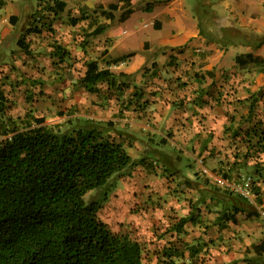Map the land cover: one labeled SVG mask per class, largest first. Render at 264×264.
Segmentation results:
<instances>
[{
	"label": "rangeland",
	"instance_id": "obj_1",
	"mask_svg": "<svg viewBox=\"0 0 264 264\" xmlns=\"http://www.w3.org/2000/svg\"><path fill=\"white\" fill-rule=\"evenodd\" d=\"M4 1L0 3V26L6 25L0 40V120L44 117V124L54 130L94 126L120 141L134 161H144L109 180L99 217L113 231L140 241L146 264H209V260L217 264L237 231L229 238H212L216 244L211 245L207 230L188 223L187 233L180 234L173 224L191 210L196 216L202 212L214 218L219 211L217 197L240 198L245 208L264 211V175L257 178L234 167L229 178L222 177L246 149V128L257 123L264 129V95L251 107L253 95L264 92V66L242 67L230 57V47L244 51L252 46H245L246 42L258 37L249 16L243 15L238 24L232 21L236 14L229 7L243 1L133 0L136 10L127 23L116 19L95 36L105 39L115 30L117 47L111 48V56L134 53L126 59V70L111 65L116 83L126 81L128 86L121 89L100 82V93L80 84L88 60L102 58L98 56L101 42L93 44L85 33L105 21L94 10L96 5L118 0H64L67 6L58 13L48 8L53 6L51 0ZM246 1L249 11L260 9L264 14L258 0ZM183 8L198 25L185 18L183 32L169 37L170 15L183 14ZM14 12L18 18L7 21L5 15ZM70 16L85 18L72 26ZM205 34L206 40L201 37ZM222 38L219 44L215 41ZM169 39L177 46L164 43ZM57 46L65 50L63 58L54 54ZM173 50L185 56L164 62L163 52ZM152 58L159 65L150 63ZM121 70L127 75H120ZM158 130L166 135L168 148L157 140L162 136ZM158 146L165 151H158ZM253 185L260 188L263 206L256 201ZM102 191H89L85 199ZM245 243L236 250L241 252ZM249 257L264 260L254 254Z\"/></svg>",
	"mask_w": 264,
	"mask_h": 264
},
{
	"label": "trees",
	"instance_id": "obj_2",
	"mask_svg": "<svg viewBox=\"0 0 264 264\" xmlns=\"http://www.w3.org/2000/svg\"><path fill=\"white\" fill-rule=\"evenodd\" d=\"M51 1L53 6L48 8H54L55 13L67 6L64 0ZM133 2L111 1L107 6L99 2L94 10L105 21L96 22L85 39L104 32L116 19L127 20L136 10ZM84 18L70 16L69 22L75 26ZM54 54L63 58L65 50L57 46ZM107 54L108 49H104L101 56ZM133 54L113 57L108 64L125 61ZM235 61L242 67L264 66V57L252 52L238 54ZM119 74L127 75L122 71ZM100 82L121 89L128 86L126 81L116 83L109 66L101 68L97 59H90L80 84L92 93H100ZM263 95L262 91L253 95L251 107ZM44 121V117L35 116L0 120V264H146L140 241L126 232L113 231L98 215L108 198L109 180L144 159L134 161L120 141L104 136L94 126L62 131L52 129ZM244 135L246 149L240 160L249 174L262 177L264 129L255 123L246 128ZM238 156L235 166L223 177H230ZM249 162L252 165L248 166ZM252 188L261 204L260 188ZM94 189L103 191L87 201L85 195ZM257 212L232 205L224 210L223 217L235 223L238 213L248 219L257 216ZM195 216L192 210L173 224V230L182 232L187 222H195ZM257 246L264 247V241Z\"/></svg>",
	"mask_w": 264,
	"mask_h": 264
},
{
	"label": "crops",
	"instance_id": "obj_3",
	"mask_svg": "<svg viewBox=\"0 0 264 264\" xmlns=\"http://www.w3.org/2000/svg\"><path fill=\"white\" fill-rule=\"evenodd\" d=\"M241 1H243V3H241V4L237 3V5H232L231 7H229L231 9L230 12L236 14L235 16L232 17V21H234L235 23L238 24L240 21L243 20L242 19L243 15L249 16L250 19H252V21L255 24L254 28H255V31L257 32L256 35L258 37L254 38V40H252L250 38V40L248 42H246L245 46H247V47H250L251 45L252 46L250 48L245 49L244 51L238 52L235 47H233V46L230 47V51L233 52V53H231L230 57H233L235 60V57L238 54L246 53V52H252L254 55L264 57V14H263V12L262 13L260 12V9L249 11L248 10L249 5H248L247 1L246 0H241ZM257 6L259 8L264 9V0H258ZM182 10H183V14H177L176 15L175 11H173V13H171V15H170L171 18H169V22H172V23H170V24H172V28H171L169 37L170 36L172 37L175 34H178L180 32H183L181 29V26L183 25V21L185 20V18L189 19L192 23H195L193 21L192 17L190 15L189 16L187 15V13L185 12V9L183 8ZM243 12H245V13H243ZM8 13H6V14H8ZM17 14L18 13H15V12L10 13L8 15H5V18H7L6 19L7 21H10V20L14 21V20H16V17L18 18ZM184 15H185V17H184ZM128 19L125 20L124 22H120V23H122V24L127 23ZM114 21L111 22V24L108 28H110L111 25L114 24ZM232 21H230V23ZM195 24L198 25V23H195ZM220 26H225V24L220 25ZM5 27H6V25L3 27L0 26V40L4 38V37L1 38V35L3 34V36H4ZM157 27H158L157 29L160 28V30L163 28V26L159 27L158 25H157ZM108 28L106 30H108ZM235 28H237V27H235ZM123 32L126 33V30H123ZM116 36H117V34H116L115 30H114V32L111 31L110 33H108L105 39L104 38L98 39V38H95V36H91V40H92L93 44L96 45V43H99V42H101V44H102V49L98 52V56L101 55V53L104 49H108V54L106 56H102V58L100 60L98 58H96V59L98 60L99 66L101 68L109 66V68L111 69L112 68L111 65H113V66H116L122 70H126V69H123V67L126 65L127 60L118 62L117 64H115V63H113L111 65L108 64V61H110L113 58L110 54L111 48L117 47V40H116L117 37ZM5 37H7V36H5ZM201 37L204 40H206L208 36H207V34H205V36L202 35ZM20 38L18 40H20ZM223 40H224V38H222L221 40H215V41L218 43V42H221ZM170 41H172V42H170ZM92 42H90V43H92ZM234 42H236V40ZM164 43H166V44L167 43H173L171 45V48H174L177 46L176 42H174L171 39L165 40ZM243 45H244V43H243ZM139 46H142V43L140 41H139ZM171 53H174V54H171ZM163 54L165 55V57L163 59V60H165L164 62H167V59H168V62H171L172 60H174V57L176 55L179 56L180 58H182L181 56H185L184 53L177 54V52L174 50L171 51L169 54H166L164 52H163ZM118 56H120V55H118ZM114 57H117V56H114ZM150 63L158 64V60L155 58H152ZM122 72H124V71H122ZM98 86H99V84H98ZM157 132H159V134L162 135L157 140L164 142L163 144L166 145V147L168 148L169 142L167 140H165L163 137L166 135H163V133L159 130ZM189 140H190V138H189ZM170 144H172V143H170ZM157 150L158 151H162V150L165 151L160 146H158ZM240 156L241 155H239L236 158V161H237L236 169L237 170H241V169L245 170V168H244L245 164L242 163V161L240 160ZM233 165H234V160L232 161V163H230L229 168L233 167ZM250 165H252V162H249L248 166H250ZM232 170H234V169L232 168ZM228 171H229V169H228ZM233 194H235V193H233ZM216 201H218L219 204H217V206H215V207L219 211H216L217 214L215 215V217L213 216L214 218H212V217L209 218L208 215L206 216L202 212L197 213V216H195V218H196L195 222H187L185 224L182 232H179V233L180 234L187 233L186 229H188V228L186 227V225L188 223H191L192 226L197 225L199 228H203V229L207 230L208 233L206 235H208V237H207V238H209L208 241L212 240V238H216V241L220 240V236H225V237L229 238L232 235V232L236 233V231H237L238 233L236 235L235 234L233 235V236H236V238L232 237L230 239V243L227 246L228 251H225L218 256L217 264H264V260L259 261L255 258L249 257L250 255H253V254L257 255L258 257H264V250H263L264 247L263 246H257V244H259L261 241H264V230H262L263 228L260 229L261 226L262 227L264 226V215L262 214V213H264V211L261 212V211L257 210L258 215L254 216L252 218H248V219L245 218L244 216L241 219H239L240 218L239 216L241 213H238L236 215L237 221L234 223L233 221L224 220L223 212L226 208L227 209L231 208L232 205L243 206L241 204L242 200L239 198V200L237 201V199L235 197L234 198L226 197L225 199L217 197ZM227 205H229V207ZM261 206H263L262 202H261ZM187 215H184V216H187ZM210 219H215V220H213V223H210V222H208ZM242 222H244V224ZM232 225H235V226L233 228H230V226H232ZM218 231H220L221 233H219ZM216 232H218V234H215ZM194 235L192 234L193 237H194ZM248 239H252L250 241V243H248ZM212 241L213 242H211V245L216 244V241H214V239ZM245 241H246V243H245ZM241 242L245 243V245L242 248V251L238 252L236 250V247L240 246ZM248 244H250V245H248ZM212 261L209 260V264L212 263Z\"/></svg>",
	"mask_w": 264,
	"mask_h": 264
},
{
	"label": "built area",
	"instance_id": "obj_4",
	"mask_svg": "<svg viewBox=\"0 0 264 264\" xmlns=\"http://www.w3.org/2000/svg\"><path fill=\"white\" fill-rule=\"evenodd\" d=\"M203 172L206 174V175H208V176H210V175H212V173L210 172V171H208L206 168H203ZM219 181H222V182H224L222 179H220V178H217ZM247 184H249V183H247ZM247 192V194H249V190H247L246 191ZM243 194H246L245 192L243 193ZM246 196H248V195H246Z\"/></svg>",
	"mask_w": 264,
	"mask_h": 264
}]
</instances>
